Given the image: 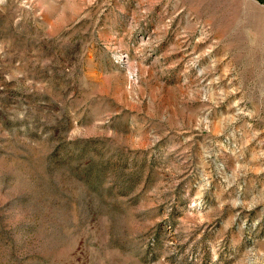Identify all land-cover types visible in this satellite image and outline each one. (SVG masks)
Masks as SVG:
<instances>
[{
  "label": "rangeland",
  "instance_id": "rangeland-1",
  "mask_svg": "<svg viewBox=\"0 0 264 264\" xmlns=\"http://www.w3.org/2000/svg\"><path fill=\"white\" fill-rule=\"evenodd\" d=\"M0 264H264V6L0 0Z\"/></svg>",
  "mask_w": 264,
  "mask_h": 264
},
{
  "label": "crops",
  "instance_id": "crops-1",
  "mask_svg": "<svg viewBox=\"0 0 264 264\" xmlns=\"http://www.w3.org/2000/svg\"><path fill=\"white\" fill-rule=\"evenodd\" d=\"M255 1H257L259 4L264 6V0H255Z\"/></svg>",
  "mask_w": 264,
  "mask_h": 264
}]
</instances>
